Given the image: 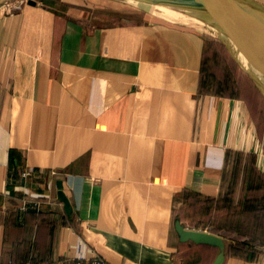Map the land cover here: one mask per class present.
<instances>
[{
    "label": "crops",
    "instance_id": "0c3cea01",
    "mask_svg": "<svg viewBox=\"0 0 264 264\" xmlns=\"http://www.w3.org/2000/svg\"><path fill=\"white\" fill-rule=\"evenodd\" d=\"M221 52L108 1L1 14L0 264H208L216 247L178 240L175 217L223 238L221 264H264L217 230L254 236L243 195L257 210L264 179V94Z\"/></svg>",
    "mask_w": 264,
    "mask_h": 264
},
{
    "label": "water",
    "instance_id": "95a60500",
    "mask_svg": "<svg viewBox=\"0 0 264 264\" xmlns=\"http://www.w3.org/2000/svg\"><path fill=\"white\" fill-rule=\"evenodd\" d=\"M3 1V0H0ZM197 8L204 13L227 42L238 62L264 94V13L249 8L239 0H164ZM34 4L35 0H26ZM58 197L68 210L61 191ZM173 229L178 240H191L216 247L208 264H221L224 258L223 238L215 233L185 227L178 217L173 219Z\"/></svg>",
    "mask_w": 264,
    "mask_h": 264
},
{
    "label": "rangeland",
    "instance_id": "374dc122",
    "mask_svg": "<svg viewBox=\"0 0 264 264\" xmlns=\"http://www.w3.org/2000/svg\"><path fill=\"white\" fill-rule=\"evenodd\" d=\"M105 1H108V3H111L116 7L121 6L125 10L130 11L132 14L136 13L139 15H146L150 17H160L170 21H175L178 23L188 24L190 26L197 27L198 29L202 30L207 37L212 39V41L216 42L217 48L224 53L223 54L221 52L220 56L223 57V59L226 58L228 59L232 71L234 68L237 69L239 72L246 73L245 70L240 65V63L238 62L237 58L235 57V54L233 53L227 42L223 39L221 35H218L220 33L217 32L218 34L217 33L214 34L210 30L207 31L203 29L201 25L192 18V15L190 13H188L185 9L182 12V9H180L179 5H177L176 3L164 1V0H102V3H105ZM191 9H193L194 12H196L197 14H200L198 12H201L197 8L194 9V7H191ZM256 11L259 13H264V10L261 12L258 9H256ZM217 62L223 63L222 61H217ZM206 65L207 66L204 68L205 73H207L208 72L207 69H209L208 61L206 62ZM228 72L231 73L230 70H228ZM249 80H251V82L254 83V81L251 78H249ZM254 85L257 87L255 83ZM257 89L260 91L258 87ZM256 182L258 184L257 188L260 191H262V193L258 194V205H259L258 209L253 210L250 207L248 210L246 209L244 199H248L249 201H251V199H249L250 198L249 194L243 195V202H242V218L248 219V221L246 220L247 222H249V224L247 223L248 228H251L250 233L253 234L254 236L246 235L247 233H242L239 231L232 230L229 227H224V228L218 227L217 230H219V232L223 234L225 237L227 236L228 238L232 239L231 242H227L228 246L241 244V245H246L249 249H253L255 251H260L264 253V179L260 180L259 178H256L254 183L256 184ZM226 197L227 198H223L222 200H220L219 204L226 205V214H227L226 220H228V216H229L228 213L230 210L228 207L230 205V202L233 201L229 199L231 198V195H227ZM252 200L254 201V198ZM234 206L235 204H233V207ZM200 216H201V212L198 214L199 218Z\"/></svg>",
    "mask_w": 264,
    "mask_h": 264
},
{
    "label": "built area",
    "instance_id": "2783aa9c",
    "mask_svg": "<svg viewBox=\"0 0 264 264\" xmlns=\"http://www.w3.org/2000/svg\"><path fill=\"white\" fill-rule=\"evenodd\" d=\"M24 2H26V0L0 1V15L19 9L21 6V3H24ZM26 173L27 171H21V175H25ZM67 264H109V263L101 256L94 254L89 257H72L69 259Z\"/></svg>",
    "mask_w": 264,
    "mask_h": 264
},
{
    "label": "bare ground",
    "instance_id": "6f19581e",
    "mask_svg": "<svg viewBox=\"0 0 264 264\" xmlns=\"http://www.w3.org/2000/svg\"><path fill=\"white\" fill-rule=\"evenodd\" d=\"M242 3V2H241ZM177 5H179L180 9H182V12L184 11V9L190 13L192 15V18L197 21V23H199L201 25V27L205 30H210L212 31L214 34H216L217 32L219 33L218 29L212 25L210 22H209V19L208 17L204 14V13H201V12H198L200 14H197L196 12H194L193 9H191L190 6H187V5H183L181 3H176ZM247 7L250 8L249 5H246ZM173 8V7H172ZM195 9V8H194ZM181 12V11H180ZM261 14V13H260ZM262 15V14H261ZM217 33V34H218ZM220 35V34H218Z\"/></svg>",
    "mask_w": 264,
    "mask_h": 264
}]
</instances>
